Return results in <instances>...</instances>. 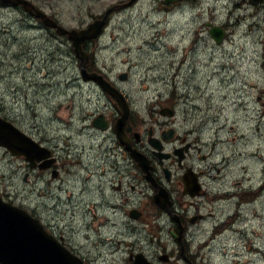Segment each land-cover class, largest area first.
Instances as JSON below:
<instances>
[{
    "label": "flooded vegetation",
    "instance_id": "obj_1",
    "mask_svg": "<svg viewBox=\"0 0 264 264\" xmlns=\"http://www.w3.org/2000/svg\"><path fill=\"white\" fill-rule=\"evenodd\" d=\"M30 19L37 27L40 21ZM40 29L48 40L54 36L51 29ZM59 38L68 43L64 36ZM95 42L83 44L85 69L102 74L123 98L118 100L94 81H87L86 85L97 92L98 101L104 99V109L96 107L89 113L72 110L69 114L67 104L65 112L58 113L65 130L75 122L78 130L90 136L86 147L91 148L83 153L84 147L71 141L73 135L67 131H62V142L58 143L39 125L26 126L0 111L48 154L42 157L33 150L31 160H27L0 146L3 156L17 162V176L25 185L30 184L27 192L14 191L13 196L0 188V197L39 217L52 234L89 264H96V256L81 252L67 235L55 231L54 224L45 223L37 212V201H31L28 194L36 192L44 181L45 189L55 185L64 193L65 223L70 225L73 214L80 211L78 223L84 234L97 228L103 236L108 234L105 241L111 246L114 237L122 254L119 264H202L197 263L196 230H206L207 243L237 230L244 212L264 189V161L257 159L264 86L258 78L247 83L220 75L209 65L187 63L189 77L162 78L164 84L149 91L151 96L139 111L134 95L123 84L128 80L120 79L122 74L114 77L105 68ZM53 60L47 63L45 58L43 66L50 70L51 79ZM58 60L55 64L64 68L71 64L80 71L82 67L72 47ZM204 70L205 78H201ZM255 71L259 76L260 64ZM45 85L53 91L52 84ZM98 115L104 116L101 121L96 120ZM251 139L256 145L245 148ZM84 194H88L86 199Z\"/></svg>",
    "mask_w": 264,
    "mask_h": 264
},
{
    "label": "rangeland",
    "instance_id": "obj_2",
    "mask_svg": "<svg viewBox=\"0 0 264 264\" xmlns=\"http://www.w3.org/2000/svg\"><path fill=\"white\" fill-rule=\"evenodd\" d=\"M32 1L64 25L81 27L113 4L127 0ZM206 20L216 25H227V41L217 46L211 39H206V35H198L200 39L196 41L202 44L197 45V48L207 50H198L195 44L188 48L192 42L190 32L200 29ZM35 27L33 20L30 21L21 9L5 7L0 3V111L26 126L39 125L42 132L51 134L60 143L65 129L60 125L62 120L58 113L65 112L67 104L70 105V109H66L69 114L72 110L86 113L87 106L96 102V95L87 85L80 87L73 82L67 85L77 73L76 68L71 64L64 68L63 65L55 64V60L59 61L61 56L66 55L69 45L66 42L60 45L58 42L63 41L60 39L48 40L43 30ZM105 33L99 41V58L114 77L128 71V81L123 84L133 93V101L139 111L144 110L147 97L151 96L149 91L164 84V80L160 82L162 78L177 80L180 74L184 80L189 77L191 72H187L189 67L185 66L187 63L200 62L199 57H202L195 52L206 54V58L202 57L206 62L213 58L209 55H216L212 61L238 69L239 80L249 83V79L254 77L264 84V0L258 6L249 5L244 0H188L167 7L161 0H138L129 7L112 10ZM29 57L31 61H28ZM45 58L47 63L51 58L55 59L52 69L58 73L53 79L48 76L50 70L43 68ZM181 60H184L183 66ZM259 63L261 68L259 76H256L254 69ZM205 72L207 70H204L201 78H205ZM45 84H53V91L48 90ZM55 107H58L56 117L52 114ZM259 115L261 145L260 157L257 159L263 162L262 107ZM68 128V132L75 135V122L70 123ZM255 145L256 141L251 139L245 148ZM16 168L17 162L7 155L3 156L0 151V188L12 196L15 195L14 191L27 192L30 186L17 176V170L14 171ZM44 185L45 181L36 192L33 190L29 193L31 201H37V212L44 222L54 224L55 231L67 235L72 245L81 252L96 256V264H119L122 254L113 242L114 237L111 246L105 241L108 234L103 236L97 228H93L94 231L89 235L84 234L78 223L82 217L80 211L73 214L70 225L65 223L64 193L55 185L47 186V189ZM40 188H43L42 191ZM87 195L84 194L83 198L86 199ZM254 202L246 210L245 226L238 225L236 232L228 231L223 237L207 243L206 230H196L197 263L264 264V194ZM103 219L104 216H101V221ZM131 234L134 237V232Z\"/></svg>",
    "mask_w": 264,
    "mask_h": 264
},
{
    "label": "water",
    "instance_id": "obj_3",
    "mask_svg": "<svg viewBox=\"0 0 264 264\" xmlns=\"http://www.w3.org/2000/svg\"><path fill=\"white\" fill-rule=\"evenodd\" d=\"M1 1L12 5H22L27 12L41 18L45 25L54 27L57 33L67 35L72 42L76 55L81 59L84 56L81 48L82 42L95 38L105 23V17L103 16L100 19H95L85 28L66 29L58 25L28 0ZM132 1L134 0H131L130 3ZM172 1L180 0H164L165 3ZM210 31H212L216 42L219 43L223 38L224 31L217 26H212ZM82 72L86 74L83 75L84 78L99 81L112 94L108 83L102 77L94 73L88 74L83 68ZM114 95L118 96L117 93H114ZM118 127L119 124H117ZM23 136L11 123L0 118V145L6 146L12 153L22 152L28 155L24 148L15 145L21 138H24ZM26 150H29V148ZM0 264H83V262L61 245L52 235L48 234L38 219L30 216L25 210L0 200Z\"/></svg>",
    "mask_w": 264,
    "mask_h": 264
},
{
    "label": "bare ground",
    "instance_id": "obj_4",
    "mask_svg": "<svg viewBox=\"0 0 264 264\" xmlns=\"http://www.w3.org/2000/svg\"><path fill=\"white\" fill-rule=\"evenodd\" d=\"M65 214V213H64Z\"/></svg>",
    "mask_w": 264,
    "mask_h": 264
}]
</instances>
